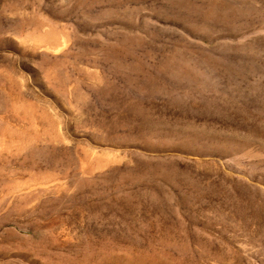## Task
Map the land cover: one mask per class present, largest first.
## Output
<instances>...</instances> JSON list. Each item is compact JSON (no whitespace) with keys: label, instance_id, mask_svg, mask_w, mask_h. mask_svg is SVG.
Masks as SVG:
<instances>
[{"label":"rangeland","instance_id":"374dc122","mask_svg":"<svg viewBox=\"0 0 264 264\" xmlns=\"http://www.w3.org/2000/svg\"><path fill=\"white\" fill-rule=\"evenodd\" d=\"M0 264H264V0H0Z\"/></svg>","mask_w":264,"mask_h":264}]
</instances>
